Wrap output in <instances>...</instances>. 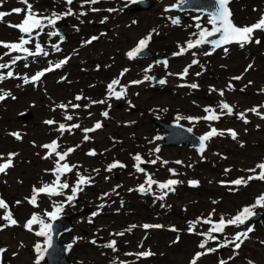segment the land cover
Segmentation results:
<instances>
[{
	"label": "rangeland",
	"instance_id": "obj_1",
	"mask_svg": "<svg viewBox=\"0 0 264 264\" xmlns=\"http://www.w3.org/2000/svg\"><path fill=\"white\" fill-rule=\"evenodd\" d=\"M52 1L29 0L34 5V10L39 13H47L44 12L47 9L60 11L58 6L57 8L52 6ZM176 1L161 0L151 10L137 14L123 12L122 6L125 4L123 0H116V2L110 0L91 5V7L106 9L108 22L103 27L105 26V29L109 30L107 35L99 37L85 50L72 53L66 65L46 73L39 82L24 84V76L30 79L35 71L48 68L49 61L51 64L56 62L57 59L70 52L71 48L78 46L77 41L73 38L77 33L73 32V36L69 37L68 42L60 44L61 52H55L51 48V44L58 43L56 37L49 38L44 33L39 37V40L49 52V56L30 57L28 61L22 60L14 71L20 78L6 79L2 83L0 89L9 91L16 99L9 96L4 101H0V155L4 157V159H0V163L6 162L9 153L18 154L13 158L14 167L8 170L7 175L1 174L0 177L1 196L9 204V207H12L10 210L18 221L17 226L0 231V248L7 249L3 255V264H34L37 255L34 245L38 242L43 243L44 238L37 237L34 232L27 231L23 225L33 212L41 214V210L47 208L51 201L48 197L41 195L38 197L39 208H34L25 200V197L31 196L33 186L38 187L42 183L51 182L53 175L45 170L52 169L54 156L44 159L48 150L40 146L50 143L57 135H61L58 141L63 147L72 146L76 149L69 156L72 164L77 165V168L74 169L75 172L78 171L94 178L92 184L84 186V190L77 194L86 199L85 204L91 206L92 210H83L76 216L74 228L62 238L63 241L73 243L69 258L76 264H121L123 260L125 261L123 264H186L189 257L199 248L198 243H200L199 234L186 231L187 220L192 218L195 221L198 217H207V212L213 209H215V213L212 219L219 218L221 214L226 219L231 218L237 214L241 205L249 200H245L244 192L241 195H230L226 193L225 187L216 186L214 181L218 183L220 180H225L226 176L225 172H220L222 177H219L220 175L215 177V167L218 171L222 169L225 171L233 166V175H236L238 169L242 170L245 162L252 164L257 159L264 158V119L251 112H246V118L249 121L247 124L238 119L236 115H222L218 122L200 120L194 123L185 119L180 120V124L191 127L198 135H204L210 130V127H215L218 130L232 129L238 133L236 140H233L227 131L223 136L214 137L208 142V150L201 155L188 146H161V139L154 140V138L163 132L160 128H156V125L148 124V116L142 112L164 107L167 109L165 119L176 120L177 115L202 117L206 115L203 111L206 106H211L219 113V104L222 101L233 106L234 113L245 112L254 106L264 105V92L260 91L264 89V32L257 31L255 33V38L261 40L260 44L253 42L244 45V47L234 44L227 46V52L220 48L209 56H205L204 52L211 51V48L201 47L192 50L197 52L195 57L191 55V52L175 56L176 59L170 60L167 67H163L162 64L151 59L129 60L126 53L131 50L133 45L136 46L141 38L149 34L145 33L151 31L149 27L156 25L158 28L160 25H164L165 21L161 19L160 14H157V8L164 5L160 7V10H164L162 7ZM57 3L67 6L62 0H58ZM50 4L51 7H49ZM76 5L79 4L75 3L72 7L77 14L89 9L78 10ZM14 8L26 9V6L20 0H3L0 5V11L3 12H11ZM109 8H114L116 11L108 12ZM230 8L234 14L235 24L238 26L252 25L258 21L261 14H264V0H233ZM62 10L65 11V9ZM91 15L94 16L96 13H88L87 16L79 19L76 16H68L67 20L75 28L84 25L88 28L87 34L104 31L102 26L88 24L92 20ZM191 16L192 19L195 18L194 15ZM198 16L201 17L200 21L194 22L190 18L184 24L186 30L179 35V40L184 41L187 37V40L194 38L191 34L198 32L195 27L197 22L211 28V25L207 24V15L197 14L196 17ZM169 17L171 16L169 15ZM23 18V12L5 17L4 22L0 23V39L7 42L16 38L13 29L8 24L22 21ZM135 18L138 20L136 25L131 22H135ZM80 20L85 22L80 23ZM66 29L69 30L68 27ZM46 30L50 31L51 29ZM139 37L140 39L134 43ZM183 38L185 39L182 40ZM172 39L175 38L164 34V38H156V43L160 44L154 45L159 48L164 43H171ZM28 47L34 48L33 43ZM191 58L198 59L200 63L190 68V74L185 79L181 80L175 75H168V73H177L180 68L184 69L185 66L182 65ZM25 63L28 64V67H24ZM249 65L252 67L249 68ZM150 66L151 70L146 72L145 70ZM161 67L167 77L165 88L164 86L156 88L157 85L151 81L130 84L131 81L143 80V77L149 73L162 76L163 74L158 71ZM125 69L128 70V74L124 73L121 76ZM197 72H200L201 75L196 76ZM235 76H242V79L233 80L232 78ZM112 78L120 79L121 85H128L125 98H128V103L130 101L136 109L129 111L121 106L118 110H113L118 121L111 117L112 120L105 118V122L101 113L105 110L108 111L109 108H99L98 110L97 106H90L89 109L81 112L69 110L74 120L83 121V129L89 128L93 120L103 121L102 129L88 133L92 137L90 141L83 140L85 135L83 129L58 134L56 124L49 126L44 123L49 119H54L57 123H66L67 120L64 119L66 110L56 108L53 111L57 103L67 104L68 98L71 99L75 92L82 93L84 90L85 93L84 87L88 90L85 97L91 100L99 99L103 94L105 82ZM194 80L199 85L194 91L188 89V86H181L188 85L187 83L190 82L195 83ZM249 81L252 83L249 84ZM230 83L233 85L232 89L228 88ZM117 88L119 89V86ZM212 88L224 90L225 95L221 97L218 91H211ZM241 89L244 90L241 91ZM90 99H87L89 105ZM110 99L113 102L109 103L113 107L116 98ZM24 110H31L34 116L27 124L22 125L16 119V115L17 112ZM260 110L264 113V108ZM89 112L91 116H89ZM10 133H20L22 139L12 138L13 135ZM134 134L138 135L140 139H133ZM144 135L147 136L146 139L143 138ZM150 141L152 142L150 143ZM136 146L139 147L138 151ZM157 146L160 148V152L152 153V157L155 159L158 156L160 159L155 165L147 164L153 178L160 181L167 177H176L182 183L177 185L176 191L169 193L164 200L156 198L160 192L154 185L155 197L152 198L153 204L148 210L144 204H140L135 194H127L132 192L129 190L133 188V184L129 187L128 184L122 182L121 178L124 179L128 176V168L122 172L118 168L108 172L105 166H108L115 158H121L126 164L127 162L130 164L134 151L136 154H141L140 151L147 152ZM91 149H95L96 156L86 154V150ZM164 161L168 163L164 164ZM176 161L182 163L177 164ZM93 169L100 171L96 173ZM169 169H174L178 175L173 176L168 171ZM115 173H117V177ZM189 178H197L200 185L195 188L189 187L187 184ZM145 179L144 176L141 178L143 183ZM69 181L72 182L73 177ZM117 185L119 187H116ZM258 186L252 183L251 189H256ZM114 188L115 191H113ZM66 193L71 194L69 190ZM104 193L109 195L105 197ZM60 198L61 200L65 199V197ZM17 200L22 203L16 205ZM101 204L104 205L102 209L100 208ZM71 205L73 212L81 207V205L76 207L73 203ZM68 206L66 204L63 213L68 212ZM3 212L4 210H0V215H3ZM93 213L98 214L94 216ZM44 218L47 220L46 217ZM0 223L4 222L0 221ZM145 223H154L153 225L157 223L164 227L145 231L140 227ZM132 225H137V227L127 231ZM252 225L254 232L238 250L239 255L229 260L231 264H247L249 260L254 264H264V243H261L264 241V221ZM173 226L179 231L174 232L168 228ZM203 226V224H198L196 232L199 233L203 230ZM233 227L230 226L225 231L228 239H231L237 232L234 233L235 227ZM34 229L39 230V226L35 225ZM243 229L245 230V226L237 228L238 231H243ZM84 232L87 233L84 234ZM119 232H124V235H114ZM256 234L260 236L263 234V237L255 238ZM217 237L216 241L209 243L211 247L215 242H222V239L225 238L221 234ZM94 238L96 241L92 243ZM175 238H178V241H175ZM112 240L117 242V251L115 252L105 247ZM223 249L221 259L226 260L233 255V248L230 245ZM140 250L151 251L154 255L139 257L137 252ZM212 254L203 256L198 264H217L220 259H216ZM41 264H44V261Z\"/></svg>",
	"mask_w": 264,
	"mask_h": 264
},
{
	"label": "snow or ice",
	"instance_id": "obj_2",
	"mask_svg": "<svg viewBox=\"0 0 264 264\" xmlns=\"http://www.w3.org/2000/svg\"><path fill=\"white\" fill-rule=\"evenodd\" d=\"M21 3H23L26 6V9L21 8H14L11 10V12H3L0 11V23L4 22V18L7 16L15 14H21L24 13V18L22 21L18 24H8L9 27H13L17 29L21 36L19 37L18 42H3L0 41V46H2L4 49H7L8 51L4 53L5 56L10 55L11 53H18V55L11 56V59L9 62L6 63H0V84H2L6 79H13V78H20L18 75L14 73V70L12 69L13 65H16L18 61H28V59L31 58H37V57H48L49 52L45 49V47L42 46L39 37L45 33V29H52L50 31H47V36L49 38L52 37H59V43L51 44V48L55 52H61L60 44L64 42L65 37L61 34L59 29L56 27L57 22L64 19L68 16H76L77 19L80 17L87 16V12L80 11L78 14L73 12L72 7H68L67 10L63 13H57L53 11L50 15H44L43 13H39L34 10V5L29 2V0H20ZM101 0H81L80 7L83 8L85 5H89L88 11H91L93 13L101 11V9L96 7H91V5H96L100 3ZM130 3H140L143 2V0H129ZM188 2V0H177V3L172 4L170 6H167L165 8V12L171 11L173 9L181 8L183 5H185ZM233 2V0H212V10L207 13V24L211 25V28L202 26L201 23L197 22L195 24V27L198 29V32H193L191 34L193 38H189L184 45H178V51L173 53L174 56H182L186 53L191 52V55L194 57L197 55V52L192 51L193 49H199L204 45H211V51L204 52L205 56H209L218 48H223L225 52L228 51V48L225 47L227 45L237 44L240 47H244V45L249 43H256L260 44L261 40L255 38V33L257 31L264 32V14H261L258 21L252 25H245V26H238L234 23L233 20V12L230 8V4ZM3 0H0V5H2ZM65 3L68 6H72L74 4V0H65ZM255 10V9H254ZM108 12H114L116 9L109 8L107 9ZM170 22L173 25L180 24V17H170ZM197 21H200L201 17H195ZM107 20V17H104L101 20V23H104ZM84 20H80V23H84ZM135 23V22H134ZM75 27V26H74ZM77 31H79L78 28H76ZM153 33H155V29H153L149 34L141 38L137 45L130 51L126 53L127 58L129 60H136L138 59L142 53H144L145 49L148 48L150 42L153 39ZM216 39H210L211 37H217ZM99 37L92 36L87 40L82 41L83 46L91 45L93 41L98 40ZM34 43V49L29 48L28 45ZM3 59V56H0V60ZM70 60V57H65L64 59L59 60L52 66L51 61H49L50 66L44 70L38 71L35 73V75L31 76L29 79L27 76L23 77V83L29 84L30 82H39L42 77L45 76L46 73L53 71L54 69H60L63 65H66ZM164 66L167 67V61H164ZM200 61L198 59H193L191 61V64L187 65L181 73H168V75H175L178 76L180 79H184L189 75V69L193 65H198ZM24 67H28V64L25 63ZM249 68L252 66L249 65ZM3 70H7L6 73ZM151 66L149 69H146L145 71H150ZM128 70L125 69L121 76L124 75L125 72ZM247 71V69H246ZM196 76L201 75L200 72H197L195 74ZM154 77L145 75L143 77V80H136L131 81V85L140 84L144 81H151ZM233 80H240L242 79V76H235L232 78ZM160 85H164L166 83L165 79H160L157 81ZM252 82L249 81V84ZM117 86H119V91L116 90ZM181 86H188L193 89H196L199 87L197 83H191L190 85H181ZM229 89L233 88V85L231 83L228 85ZM244 89H241L243 91ZM128 91V85H121L120 79H113L110 83L107 85V98L115 97L117 100H120L124 98L127 95ZM211 91L216 92L218 91L219 95L223 97L225 95L224 90H217L215 88H212ZM261 92H264V89L260 90ZM11 96L12 99H16L15 96H12L9 91H4L3 89H0V101H4L7 97ZM106 99L102 100H93L91 101V104H105L107 102ZM76 101H82L85 99H90L87 97H84L82 95H76L74 97ZM129 104L131 107H135V105H132L129 101ZM69 105L72 109H80L84 108L87 109L90 107V105L87 104H80V103H71L64 104L60 103L56 105L53 108V111H55L56 108L67 110L69 108ZM109 107H111L109 105ZM261 108H264V105L260 106H254L251 109L245 110V112L240 113H234V108L227 102H221L219 104L220 112L218 113L216 109L212 108L211 106L204 107L203 111L206 113V115L202 117H192V116H180L177 115L176 122L179 123L180 120L185 119L189 122H199L200 120L213 122V121H220L222 115H236L238 119L242 120L245 124L249 123L248 119L246 118V112H251L254 115L260 117L261 119H264V113L261 112ZM167 111V109H165ZM89 116H91V113H88ZM101 115L105 118H109V111L105 110L101 113ZM64 119L67 121H73L74 117L71 114H66L64 116ZM45 124L51 126L54 124H57V121L54 119H49L44 121ZM134 123V122H130ZM81 125L79 123H73L70 126H66L64 123H59L58 128L56 131L63 134L64 132H71L72 129H80ZM103 128V123L100 121H97L93 127L84 128L83 132L85 135L83 136V140L85 142L90 141L92 139L91 136L88 135V133H94L97 130H100ZM192 128L189 127L187 129L188 132H192ZM225 131L231 136L233 140H236L238 138V133L235 130L228 129V130H218L215 127H210V130L205 133L204 135L199 137L200 142V148L199 151L201 155H203L205 148H206V142H209L214 137L223 136L225 134ZM10 135H13L16 139H22L20 133H10ZM162 137H155L154 140H159ZM152 141H150L151 143ZM34 143V142H33ZM35 146V145H34ZM243 146V145H241ZM43 149L48 150L46 154L44 155V159H50L53 156L56 158L54 161V167L52 169H46V172H50L54 176V180L51 183H42V185L37 188L33 186L32 188V194L30 197H25V200L34 208H39V202L38 197L41 195H44L48 197L52 204V211L45 210L43 213V216L40 213L33 212L29 219L26 220L23 227L29 231L34 232V234L37 237H42L43 243H36L34 245V251L37 254L34 260V264H41V262L45 259V255L48 253V250L53 247V223L54 221H57L61 217V213L64 211V208L66 204L70 205L72 204L76 198L77 194L79 192H82L84 190V186H88L94 182V178L92 176H85L81 174L80 172H75V175L77 177L74 184H70L68 182L67 176L69 173H73L74 169L77 168V165L75 164H69L67 161V158L70 156V154L74 153L76 150L74 147H68L64 151H59L58 149L61 148L60 143L58 140L54 139L50 143H46L41 145ZM78 147V146H77ZM150 154L152 153H159L160 148L157 146L154 149H150ZM17 153H9L6 162L0 163V174H8V170L14 167L13 158L17 156ZM87 155L89 156H96L97 152L92 149L90 150ZM0 159H4L2 155H0ZM132 159L134 160V168L137 173L145 174L146 179L144 183L140 184L136 191L140 192L141 194H154L153 191V185L157 187V189L160 192V195L156 198L159 200H164L169 193H174L176 191V186L182 183V181H179L178 179H168L166 181H158L153 178V175L150 173H147L146 169L144 167H141L144 163H150L155 165L157 161L160 159V157H156L155 159L151 160H144L142 156L137 153L133 155ZM164 164H167V161L163 162ZM177 164H181V161H176ZM127 167L125 164H123L120 161H115L113 163H110L106 171L112 172L113 169L117 168H125ZM190 167V165H189ZM257 170H259L257 172ZM94 172L99 173V169H93ZM173 176L178 175V173L175 172L174 169L168 170ZM231 169H225V173H229ZM245 171L255 173V175H250L246 179L241 177L237 178L231 181H220L222 185H234L237 186H248L249 181L254 180H260L264 181V161L259 162L256 164L255 168L246 169ZM107 179V178H106ZM189 186L191 187H197L199 186V181L197 180H190L188 181ZM116 187H119L117 185ZM66 190H70L71 194H67ZM229 190H235L230 187ZM115 191V188L113 189ZM129 191H133L130 189ZM118 194V193H117ZM105 197L108 196V193L103 194ZM65 197L63 201H56L51 200L52 197ZM16 205H19L22 203V201L17 200ZM215 203V202H214ZM104 207L103 204L100 205V208L102 209ZM261 208L264 209V193L260 194L256 197L254 203L249 206H244L241 210L237 212L234 216L231 218H225L223 214L220 215L219 219L214 221L212 219L213 214L215 213V209L211 210L207 217H198L195 221H190L188 223V231L193 234H199L204 239L199 243L198 247L200 249H205L203 252H196L194 254V257L191 259L190 264H198V261L201 260V258L205 255L216 253L218 249L220 248H226L229 245L233 246V255L230 256L228 259H234L235 256L239 255V249H241L242 245L250 239V234L254 232V227L250 226L248 222L255 216L258 215V213L255 211V209ZM0 210H4L3 215H0V221H3L4 223H0V231L5 230L6 228L17 226L18 221L14 218L13 212L10 210L9 204L0 197ZM98 213H93V215H97ZM46 217L47 220L44 218ZM91 222V221H89ZM198 224L208 225L206 231H202L197 233L196 232V226ZM38 225L39 230H35L34 226ZM234 226L235 228H240L241 226H246L245 230L243 231H237L234 236L231 239H228L225 235V230L230 227ZM137 225L130 226L127 231H131L132 229L136 228ZM140 227H142L145 231L149 229H159L163 228V225L160 224H143ZM171 231L177 232L178 229L173 226ZM213 234H221L225 236V239L223 242L218 243L217 247H207L210 241H216L218 239L217 236ZM114 235L123 236L124 232L115 233ZM92 243H95V241H92ZM261 243H264V241H261ZM117 242L115 240H112L108 244L105 245V247L113 250L114 252L117 251L116 247ZM69 249L72 248V245L69 244L67 246ZM7 252L6 248H0V264H3V255ZM13 255H16V253H13ZM131 255V254H126ZM139 257H149L154 255L151 251H142L137 254ZM123 264V262H121ZM218 264H228V260L220 259L218 261ZM247 264H254L253 261L249 260Z\"/></svg>",
	"mask_w": 264,
	"mask_h": 264
},
{
	"label": "water",
	"instance_id": "obj_3",
	"mask_svg": "<svg viewBox=\"0 0 264 264\" xmlns=\"http://www.w3.org/2000/svg\"><path fill=\"white\" fill-rule=\"evenodd\" d=\"M151 5L145 4V1L136 3V7L134 10L147 8ZM212 0H188V2L183 5L180 9H193L195 11H204L208 13L212 10ZM217 37H211L210 39H216ZM148 55H155L157 54L148 52L144 53ZM24 117L23 122L30 116L29 114L25 113L21 115ZM162 127L166 130V134L163 136L164 142L163 144H183L188 143L192 146H197L200 148L199 137L194 135L192 132H188L187 128L173 124V123H165L161 122ZM264 213H258L257 216L253 217L252 219L257 218L258 216H262ZM53 223V247L48 250V253L45 255V262L46 264H72L67 258V251H68V244H62L59 241V236L68 230L71 226L70 216H61L59 220L52 222Z\"/></svg>",
	"mask_w": 264,
	"mask_h": 264
},
{
	"label": "flooded vegetation",
	"instance_id": "obj_4",
	"mask_svg": "<svg viewBox=\"0 0 264 264\" xmlns=\"http://www.w3.org/2000/svg\"><path fill=\"white\" fill-rule=\"evenodd\" d=\"M160 51H162L160 48H159Z\"/></svg>",
	"mask_w": 264,
	"mask_h": 264
}]
</instances>
